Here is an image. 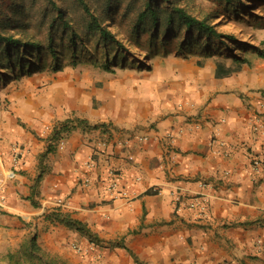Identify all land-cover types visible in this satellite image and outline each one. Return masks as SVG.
<instances>
[{
	"label": "crops",
	"instance_id": "0c3cea01",
	"mask_svg": "<svg viewBox=\"0 0 264 264\" xmlns=\"http://www.w3.org/2000/svg\"><path fill=\"white\" fill-rule=\"evenodd\" d=\"M260 24L239 60L202 41L15 89L0 113V264H264ZM113 179L130 201L109 195ZM204 199L207 215L191 207Z\"/></svg>",
	"mask_w": 264,
	"mask_h": 264
},
{
	"label": "rangeland",
	"instance_id": "374dc122",
	"mask_svg": "<svg viewBox=\"0 0 264 264\" xmlns=\"http://www.w3.org/2000/svg\"><path fill=\"white\" fill-rule=\"evenodd\" d=\"M84 1L93 12L101 15L102 20H105L109 29L116 33L117 38L126 49L122 51L125 53L123 63H127L126 66L149 65L151 63L149 55L176 52L179 50L180 42L186 37L184 32L173 30V32L175 31L171 36L173 41L165 50L159 46L153 47L154 45L150 43V37H152L150 34L146 32L139 35L133 33L138 13L135 7H139L143 0H114V5L111 8L112 12L107 18L102 13L104 11L103 0ZM110 1L113 2V0ZM234 1L232 0V3L229 4L225 0H154V7L160 10H171L172 7H180L199 19L208 18L211 23H218L219 31L236 35L239 40L249 42L251 45L247 47L251 48L257 39V34L263 31L260 22L264 21V18L259 17H264V0ZM118 3L122 4L118 5ZM128 7L134 9V12L129 15L127 12ZM58 10L64 13V20L57 16ZM87 20V16L76 0H0V32L4 36H11L21 40L22 43H27L26 47L21 46L19 48L20 55L34 51L28 44H40L43 49L46 48L45 51L43 50L45 54H43L42 59L44 58V60L36 64L43 67L41 72L20 75L21 73H12L10 69L3 70L0 68V113L6 108L5 99H12L13 92L15 89L19 91L20 85L32 82L34 78L43 73L49 72L50 75L55 74L56 77L61 75L52 69L54 60L51 59V53L47 50L48 47L59 51L65 57V67L60 72L72 69L76 73L83 74L87 70L92 71L97 67H103V51H96L95 40L85 43L87 50L81 48L83 45L79 44L78 47L82 50L80 54H90L91 56H82L83 62L74 68L70 64L72 50L71 48L68 49L67 40L61 38L60 34L64 27V21L72 25V30H75L78 35L85 37L84 26ZM70 33L71 29L69 30ZM170 34L160 35V38L165 40ZM159 43H161V40H159ZM115 52L116 49L114 48L112 53ZM39 54L42 55V52L39 53V50H37L35 56ZM1 55L4 56V54ZM94 61L97 65H94ZM114 65H117L115 61L112 62L111 66ZM21 264L28 263L25 260Z\"/></svg>",
	"mask_w": 264,
	"mask_h": 264
},
{
	"label": "trees",
	"instance_id": "16d2710c",
	"mask_svg": "<svg viewBox=\"0 0 264 264\" xmlns=\"http://www.w3.org/2000/svg\"><path fill=\"white\" fill-rule=\"evenodd\" d=\"M81 6L82 11L87 16V21L85 23V37H81L76 33L75 30H72V25H69L67 21H64V27L62 28L61 38L63 40H67L68 49L71 48V56H70V64L72 67H77L80 63L83 62L82 56L91 55H83L81 53V49H79V44L83 45L81 48H85V43L87 41H96V51H103L104 61L102 62V66L106 69L111 67L112 62H116L118 65L123 63L125 53L123 50H126L121 41L117 38L116 33H113L108 25L105 23V20L101 18V15L93 12L91 8L88 6L86 1L84 0H76ZM226 3L231 4L232 0H225ZM239 2L240 0H235ZM234 1V2H235ZM122 3H118L121 5ZM154 0H143L139 7H135V10H138L136 17V25L133 27V33H137L138 35L146 32L150 34L151 44L153 47H162L167 50L168 46L171 44V36L175 31L184 32L186 37L180 42L179 50H184L190 44L196 42L204 41L205 46L211 45L213 41H219L224 47L235 57V59L239 60L243 55H245L248 51L251 44L249 42H245L239 40L236 35L231 33H224L219 31L218 23H211L208 18L199 19L191 14L187 13L185 9L180 7H172L171 10H160L157 7H154ZM104 11L102 12L104 16H109L112 12L111 8L114 5V0L111 2L110 0H103ZM130 6V5H129ZM128 15L134 12L132 7H128ZM58 17L61 20H64V13L60 10L57 11ZM165 24V26H164ZM178 26V27H177ZM178 29H177V28ZM158 28V29H157ZM71 29V33L69 34V30ZM173 30H175L173 32ZM170 34L165 40L160 38V35L166 36V34ZM69 34V35H68ZM161 40V43H159ZM27 43H22L21 40L15 39L11 36H4L0 32V68L3 70L10 69L14 74H34L42 71L43 67H40L38 64L42 62L43 50L46 48L39 44L31 46L34 51L29 52V54L20 55L19 48L26 47ZM253 46V45H252ZM251 46V47H252ZM49 52L51 53V59L54 60L52 63V69L56 72H60L65 67L64 59L65 57L59 51L52 49V47H48ZM116 49V52L113 54L112 50ZM3 50V51H1ZM18 50V51H16ZM39 50V53L42 52V55L39 54L35 56V52ZM87 50V49H86ZM1 54H4L1 55ZM261 55H264L260 52ZM62 55V57H61ZM151 56V55H149ZM148 56V57H149ZM96 61H94V65ZM56 134H54L55 137ZM59 218V217H57ZM61 222L65 223L72 229L77 231L86 232V229L79 222L73 221L71 219H61ZM89 239L92 242L97 241L89 234Z\"/></svg>",
	"mask_w": 264,
	"mask_h": 264
},
{
	"label": "built area",
	"instance_id": "2783aa9c",
	"mask_svg": "<svg viewBox=\"0 0 264 264\" xmlns=\"http://www.w3.org/2000/svg\"><path fill=\"white\" fill-rule=\"evenodd\" d=\"M52 132H61L60 135H63L62 133V126L61 125H55L53 128H51ZM253 130L257 133H260V135H262L263 139H264V116L263 115H256L254 118V123H253ZM142 140H148L147 137L142 138ZM65 141L63 139H60L58 142V145L60 147H63ZM97 147L101 148V147H107V141L105 140H101L97 143ZM85 166L86 168H88L89 170L95 168L96 166V162L94 160V155L90 156L89 159L87 160V162H85ZM252 169L256 174H264V160L260 159V158H255L252 161ZM109 174L111 175H115V171L114 169L109 170ZM140 180V178H139ZM91 183V179L90 178H85L83 181V184L85 187H88ZM107 192L109 193V195L114 198V199H126V200H131L133 195L131 194V192L125 188H121L119 182L116 179H113L109 185L107 186ZM3 198L0 197V206L3 205ZM209 200L208 199H204L203 204L202 203H198V202H194L191 204V207H197L200 209V213L202 215H207V204H208ZM257 245L262 246L263 242L262 240H257ZM76 251L80 252V253H86L92 249H94V246L91 244L89 248H82L79 246H75Z\"/></svg>",
	"mask_w": 264,
	"mask_h": 264
}]
</instances>
